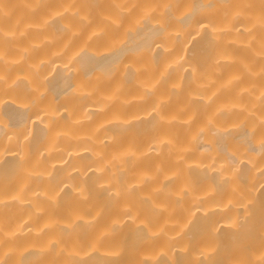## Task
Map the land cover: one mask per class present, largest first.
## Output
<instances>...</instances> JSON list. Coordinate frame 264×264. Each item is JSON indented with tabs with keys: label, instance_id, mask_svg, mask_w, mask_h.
I'll use <instances>...</instances> for the list:
<instances>
[{
	"label": "bare ground",
	"instance_id": "obj_1",
	"mask_svg": "<svg viewBox=\"0 0 264 264\" xmlns=\"http://www.w3.org/2000/svg\"><path fill=\"white\" fill-rule=\"evenodd\" d=\"M0 264H264V0H0Z\"/></svg>",
	"mask_w": 264,
	"mask_h": 264
}]
</instances>
